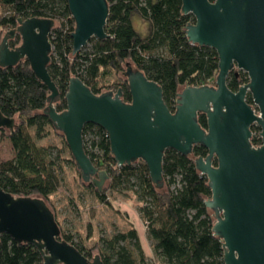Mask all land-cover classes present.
I'll list each match as a JSON object with an SVG mask.
<instances>
[{
    "label": "water",
    "instance_id": "obj_1",
    "mask_svg": "<svg viewBox=\"0 0 264 264\" xmlns=\"http://www.w3.org/2000/svg\"><path fill=\"white\" fill-rule=\"evenodd\" d=\"M74 20L72 53L91 38L103 39L109 5L106 0H66ZM181 12L194 21L185 27L192 44L213 48L218 56L215 85H187L178 92L174 109L163 100L161 86L139 69L127 65L130 101L120 88L93 93L77 76L65 93L66 108L57 111L58 95L47 65L53 20L19 18L0 39V66L12 67L26 59L30 69L49 90L46 113L63 134L83 182L103 188L108 175L95 167L84 150L86 123L101 127L118 166L142 160L156 188L163 187L162 162L168 148L188 155L195 145L206 148L194 159L211 191L204 204L215 221L213 234L222 240L224 264H264V0H181ZM19 35L20 42L9 46ZM247 73L248 82L233 91L226 78L233 68ZM250 92L252 105L245 101ZM206 118L205 127L196 120ZM13 117L0 111V128L12 130ZM259 127L260 144L250 139ZM53 212L40 197L13 195L0 186V235L34 245L43 264H103L100 255L88 259L69 242L59 240Z\"/></svg>",
    "mask_w": 264,
    "mask_h": 264
},
{
    "label": "trees",
    "instance_id": "obj_2",
    "mask_svg": "<svg viewBox=\"0 0 264 264\" xmlns=\"http://www.w3.org/2000/svg\"><path fill=\"white\" fill-rule=\"evenodd\" d=\"M106 1L109 5L105 25L107 36L91 38L90 49L84 50L83 47L72 53L71 32L75 23L66 0H0V39L6 30L17 25L19 18L53 20L49 36L52 50L47 68L58 90L53 100L57 111L66 108L65 93L69 80L74 76L95 94L120 88L122 100L129 102L128 83L124 77L127 65L139 69L161 86L163 100L171 110L184 86L215 85L217 53L211 47L192 44L187 39L185 27L194 21V17L181 12V0ZM133 14L149 24L148 35L142 36L134 28L131 22ZM19 42V35H15L9 39V46L14 47ZM159 48L163 53H158ZM108 71L121 74L118 83L102 84ZM226 82L229 89L235 90L248 82L247 73L240 71L235 76L234 72H229ZM49 93L26 59L12 67L0 66V111L15 121L12 130L0 128V136L10 141L15 152L12 158L0 160V186L13 195L42 198L55 216L48 197L57 188L58 180L48 152L33 142V136L46 135L49 129L64 139L46 113ZM246 100L253 104L250 95ZM196 120L205 127L204 114L198 113ZM259 131L258 126H251L250 141L253 145L260 144ZM87 132L90 133L91 146L86 144ZM82 137L85 152L95 167L106 171L108 183L122 181V178L129 181V177L136 176L134 185L147 198L146 206L141 207V214L147 221L146 233L152 241L153 251L162 262L224 264L222 240L211 230L215 218L212 210L204 204L211 191L206 176L200 174L194 164L196 157L206 155L204 146H193L188 155L166 149L162 162L163 187L158 189L142 160H136L133 165H117L110 153L106 132L101 127L86 123ZM69 160L74 163L72 156ZM86 186L92 187L101 201L105 200L110 187L107 185L98 190L91 182ZM56 222L60 230L58 239L69 242L92 259V250L97 245L84 248L76 244L57 219ZM127 240L132 241L137 257L127 247L119 245V242ZM98 254L103 264H111L112 257H115L114 264H150L134 227L112 236L104 248L99 247ZM0 264H43V259L34 245L18 243L4 233L0 235Z\"/></svg>",
    "mask_w": 264,
    "mask_h": 264
},
{
    "label": "rangeland",
    "instance_id": "obj_3",
    "mask_svg": "<svg viewBox=\"0 0 264 264\" xmlns=\"http://www.w3.org/2000/svg\"><path fill=\"white\" fill-rule=\"evenodd\" d=\"M131 22L142 36L148 35L150 28L146 21L133 14ZM89 41L84 46V50L91 48L92 42ZM158 53H163V49L159 48ZM233 71L241 70L234 68ZM118 76L122 77L120 73L116 75L108 71L102 84L108 86L118 83L120 79ZM111 90L115 91L116 88ZM89 134L87 132L85 135L87 145H90ZM33 142L43 147L49 154L58 186L49 195L48 201L62 229L72 236L76 244L84 248H90L96 244V248L92 250V256H94L99 253L100 246L105 247L108 239L119 232L127 231L130 227H135L137 222L140 225L145 251L152 254V257L147 258L148 262L165 264L153 251L152 241L146 233L147 221L141 214V207L146 206L147 198L145 195L142 196L138 186L134 185L137 182L136 176L129 177V181L122 178V181L108 183L106 180L103 186L110 187L106 191L105 200L101 201L93 188L87 187L82 181L79 170L69 160L71 156L65 139L49 129L46 135L33 136ZM14 153L10 141L0 136V160L10 159ZM119 245L127 247L134 257H137L132 241H121ZM114 260L115 257H112L111 264H114Z\"/></svg>",
    "mask_w": 264,
    "mask_h": 264
},
{
    "label": "crops",
    "instance_id": "obj_4",
    "mask_svg": "<svg viewBox=\"0 0 264 264\" xmlns=\"http://www.w3.org/2000/svg\"><path fill=\"white\" fill-rule=\"evenodd\" d=\"M134 220V219H133ZM135 221V220H134ZM136 223V226L134 227L136 230H137V233H138V236H139V240H140V243H141V246H142V248H143V250H144V253H145V255H146V257L147 258H149V257H152V254L150 253V254H148L146 251H145V248H144V244H143V242H142V240H141V234H140V225L139 224H137V222H135Z\"/></svg>",
    "mask_w": 264,
    "mask_h": 264
},
{
    "label": "flooded vegetation",
    "instance_id": "obj_5",
    "mask_svg": "<svg viewBox=\"0 0 264 264\" xmlns=\"http://www.w3.org/2000/svg\"><path fill=\"white\" fill-rule=\"evenodd\" d=\"M15 47V46H14ZM236 68V67H235ZM237 69V68H236ZM234 70V68L230 71V72H234V74H235V76H238V74L240 73V71L239 72H236V71H233ZM242 71V70H241ZM244 72V71H243ZM243 84H245V83H243ZM242 85V84H241ZM240 86V85H239ZM238 86V87H239ZM237 87V88H238ZM237 88L235 89V90H237ZM235 90H233V91H235ZM247 95H250L251 96V94H250V92H246V94H245V101L247 102V100H246V97H247ZM251 100H252V98H251ZM253 102V101H252Z\"/></svg>",
    "mask_w": 264,
    "mask_h": 264
},
{
    "label": "built area",
    "instance_id": "obj_6",
    "mask_svg": "<svg viewBox=\"0 0 264 264\" xmlns=\"http://www.w3.org/2000/svg\"><path fill=\"white\" fill-rule=\"evenodd\" d=\"M258 136H259V134H258ZM254 146H256V145H254ZM93 150H94V151H96V149H95V148H94ZM133 164H134V163H132L131 165H133Z\"/></svg>",
    "mask_w": 264,
    "mask_h": 264
}]
</instances>
